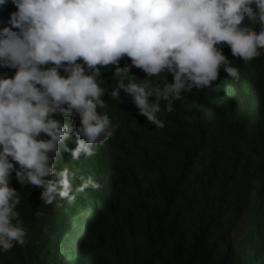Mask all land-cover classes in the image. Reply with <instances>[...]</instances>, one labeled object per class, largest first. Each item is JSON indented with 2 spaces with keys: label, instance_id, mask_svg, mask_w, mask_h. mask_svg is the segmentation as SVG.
Listing matches in <instances>:
<instances>
[{
  "label": "clouds",
  "instance_id": "clouds-1",
  "mask_svg": "<svg viewBox=\"0 0 264 264\" xmlns=\"http://www.w3.org/2000/svg\"><path fill=\"white\" fill-rule=\"evenodd\" d=\"M9 3L17 10H5L0 29V69L13 70L0 71V253L30 250L35 228L66 229L82 254L69 221L130 158L129 148L105 144L115 125L103 97L121 102L123 89L135 116L161 128L162 101L170 107L192 89L208 95L221 69L238 77L224 45L243 62L264 54V0H0V8ZM124 57L131 62L121 66ZM109 66L110 92L101 86ZM161 74L173 82L152 86Z\"/></svg>",
  "mask_w": 264,
  "mask_h": 264
},
{
  "label": "trees",
  "instance_id": "trees-1",
  "mask_svg": "<svg viewBox=\"0 0 264 264\" xmlns=\"http://www.w3.org/2000/svg\"><path fill=\"white\" fill-rule=\"evenodd\" d=\"M11 7L0 8V29ZM223 48L238 77L221 69L208 95L192 89L170 107L162 101L161 128L135 116L123 89L121 102L103 97L115 125L105 144L129 148L130 158L90 194L83 217L69 221L82 254L66 229L31 228V249L0 253V264H264V54L243 62ZM131 73L145 82L141 69ZM102 74L110 92L111 66Z\"/></svg>",
  "mask_w": 264,
  "mask_h": 264
}]
</instances>
